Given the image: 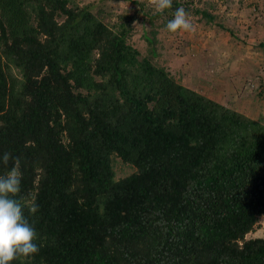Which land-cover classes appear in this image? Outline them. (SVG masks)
<instances>
[{"label": "trees", "instance_id": "trees-1", "mask_svg": "<svg viewBox=\"0 0 264 264\" xmlns=\"http://www.w3.org/2000/svg\"><path fill=\"white\" fill-rule=\"evenodd\" d=\"M90 8L0 0V154L39 204L40 251L12 264H264V236L246 238L264 217V124L140 56L131 18ZM116 157L134 170L116 179Z\"/></svg>", "mask_w": 264, "mask_h": 264}, {"label": "rangeland", "instance_id": "rangeland-1", "mask_svg": "<svg viewBox=\"0 0 264 264\" xmlns=\"http://www.w3.org/2000/svg\"><path fill=\"white\" fill-rule=\"evenodd\" d=\"M136 1V2H134ZM191 32H168L153 0H76L108 24L131 18L127 41L178 82L264 124V0H180ZM213 16L207 20L201 13ZM147 37L151 39L147 40ZM116 179L134 169L114 159ZM264 236V217L246 238Z\"/></svg>", "mask_w": 264, "mask_h": 264}, {"label": "clouds", "instance_id": "clouds-1", "mask_svg": "<svg viewBox=\"0 0 264 264\" xmlns=\"http://www.w3.org/2000/svg\"><path fill=\"white\" fill-rule=\"evenodd\" d=\"M153 4L159 14L173 9V0H153ZM164 27L171 33L194 30L183 7L173 9ZM0 164L8 166L7 172L0 175V264H12L19 257L31 258L40 251L38 233L25 215L26 210L35 215L39 204L35 197L27 202L19 199L23 176L19 157L4 152L0 154Z\"/></svg>", "mask_w": 264, "mask_h": 264}]
</instances>
